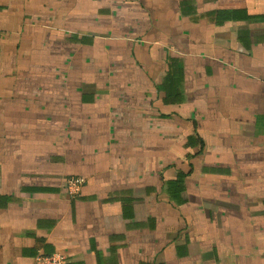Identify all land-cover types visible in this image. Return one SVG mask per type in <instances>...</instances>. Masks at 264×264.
Instances as JSON below:
<instances>
[{
  "label": "crops",
  "instance_id": "1",
  "mask_svg": "<svg viewBox=\"0 0 264 264\" xmlns=\"http://www.w3.org/2000/svg\"><path fill=\"white\" fill-rule=\"evenodd\" d=\"M51 253L264 264V0H0V264Z\"/></svg>",
  "mask_w": 264,
  "mask_h": 264
},
{
  "label": "built area",
  "instance_id": "2",
  "mask_svg": "<svg viewBox=\"0 0 264 264\" xmlns=\"http://www.w3.org/2000/svg\"><path fill=\"white\" fill-rule=\"evenodd\" d=\"M83 183L82 177H70L66 181V188L73 192L78 190ZM33 264H67V259L60 253L41 254L35 256Z\"/></svg>",
  "mask_w": 264,
  "mask_h": 264
}]
</instances>
